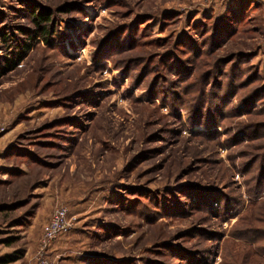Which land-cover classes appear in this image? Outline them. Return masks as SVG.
Listing matches in <instances>:
<instances>
[{"label": "rangeland", "instance_id": "1", "mask_svg": "<svg viewBox=\"0 0 264 264\" xmlns=\"http://www.w3.org/2000/svg\"><path fill=\"white\" fill-rule=\"evenodd\" d=\"M0 27V264H264V0H0Z\"/></svg>", "mask_w": 264, "mask_h": 264}, {"label": "trees", "instance_id": "2", "mask_svg": "<svg viewBox=\"0 0 264 264\" xmlns=\"http://www.w3.org/2000/svg\"><path fill=\"white\" fill-rule=\"evenodd\" d=\"M32 8V7H31ZM52 11L50 8L43 7L38 9L37 6H33V9H31V17L36 25L35 31H33V39L37 38V36H45L44 38L48 40L49 36L52 33L53 26L55 25V21H52ZM49 24H51L52 29L49 28ZM1 36L2 38L7 41L10 38H8V34L6 32H3L2 27H0ZM16 45V43H14ZM31 43L26 42L24 45L21 46V51L18 53V59H22L25 55L23 53L27 52L31 48ZM26 46V48H25ZM16 49V48H15ZM8 63L12 65V67L16 64L14 59L10 60ZM206 104V103H205ZM15 257H8L5 259V262H11ZM19 258V256L17 257Z\"/></svg>", "mask_w": 264, "mask_h": 264}, {"label": "built area", "instance_id": "3", "mask_svg": "<svg viewBox=\"0 0 264 264\" xmlns=\"http://www.w3.org/2000/svg\"><path fill=\"white\" fill-rule=\"evenodd\" d=\"M71 228V222L69 220V210L66 206L59 207L55 214L52 216L50 222L45 227L43 237V251L49 248L52 243L58 239L61 235L67 233ZM38 264H52L46 257H40Z\"/></svg>", "mask_w": 264, "mask_h": 264}]
</instances>
